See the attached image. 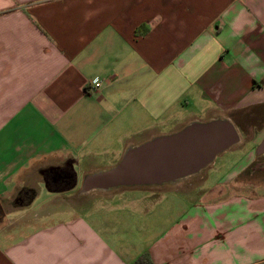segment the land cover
<instances>
[{
  "label": "crops",
  "instance_id": "0c3cea01",
  "mask_svg": "<svg viewBox=\"0 0 264 264\" xmlns=\"http://www.w3.org/2000/svg\"><path fill=\"white\" fill-rule=\"evenodd\" d=\"M213 119L239 136L218 167L80 193ZM262 141L264 0H0V264H264Z\"/></svg>",
  "mask_w": 264,
  "mask_h": 264
},
{
  "label": "water",
  "instance_id": "95a60500",
  "mask_svg": "<svg viewBox=\"0 0 264 264\" xmlns=\"http://www.w3.org/2000/svg\"><path fill=\"white\" fill-rule=\"evenodd\" d=\"M238 141V133L228 120L191 122L175 133L128 148L112 168L85 175L80 193L173 184L199 173ZM263 149L264 141L257 151Z\"/></svg>",
  "mask_w": 264,
  "mask_h": 264
},
{
  "label": "rangeland",
  "instance_id": "374dc122",
  "mask_svg": "<svg viewBox=\"0 0 264 264\" xmlns=\"http://www.w3.org/2000/svg\"><path fill=\"white\" fill-rule=\"evenodd\" d=\"M229 156V154H227L225 157ZM217 159V160H216ZM216 163H215V166H219L220 165V161L221 159L220 158H216ZM218 169V168H217ZM258 190H261V188H259ZM96 192V191H94ZM89 193H93V192H89ZM36 206V205H35ZM39 207V206H38ZM63 208L65 209H68L69 210V207H66V206H63ZM50 209L52 210V208L50 207ZM60 209V208H59ZM48 211V210H47ZM64 214V215H63ZM68 214L62 212V211H58L54 214H49L48 216V219H40V217H37L36 220H34L35 222L33 223L34 226H40L42 224H45V223H48V222H53V221H57L59 219H62V217H68L67 216ZM32 217V216H31Z\"/></svg>",
  "mask_w": 264,
  "mask_h": 264
},
{
  "label": "trees",
  "instance_id": "16d2710c",
  "mask_svg": "<svg viewBox=\"0 0 264 264\" xmlns=\"http://www.w3.org/2000/svg\"><path fill=\"white\" fill-rule=\"evenodd\" d=\"M131 264H151V262L147 255H142Z\"/></svg>",
  "mask_w": 264,
  "mask_h": 264
},
{
  "label": "built area",
  "instance_id": "2783aa9c",
  "mask_svg": "<svg viewBox=\"0 0 264 264\" xmlns=\"http://www.w3.org/2000/svg\"><path fill=\"white\" fill-rule=\"evenodd\" d=\"M101 85V82L98 80V81H93L89 87H87V90L88 91H94L96 89H98Z\"/></svg>",
  "mask_w": 264,
  "mask_h": 264
}]
</instances>
